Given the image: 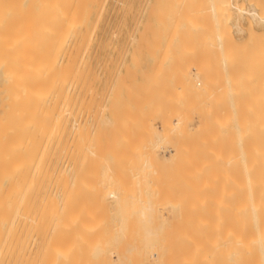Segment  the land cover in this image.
Listing matches in <instances>:
<instances>
[{
  "label": "bare ground",
  "instance_id": "6f19581e",
  "mask_svg": "<svg viewBox=\"0 0 264 264\" xmlns=\"http://www.w3.org/2000/svg\"><path fill=\"white\" fill-rule=\"evenodd\" d=\"M3 1L8 2L10 0H0V17H1L0 23H3L4 21L8 22V20L11 21V18H10L11 14L8 15L9 16L8 18L6 17L5 13L2 14V12L5 10V9H3L4 4L6 3V2L4 3ZM195 1L196 0H194V1L190 0V3L188 5L191 6L190 4L193 3L194 8H193V6H191V8H189L190 10L188 11V9H186L183 5L186 2L185 6L188 7L187 2H189V0H185V2L183 4H182V2L180 3L178 0L177 3L179 5V7L181 4L184 7L181 9V7H182L181 6L179 12H181L182 13L181 15H183V9H186L187 10L186 13L188 12V18L191 20L193 19V17L196 18L197 16L201 15V13H204L207 18H210L213 20V22H212V20H210L212 23L209 21V24L211 23L213 26L215 23L214 27H216V28L214 29L212 27V29H214V31L216 30V33H215L216 37L213 41V44H211L212 46L209 45L208 46L209 48L205 47V49L207 51V49H210V46H211V49H210V52L212 53L211 55H213L214 53L218 54L217 55L218 59L213 55V57H215L214 59H216L217 61L219 60L218 62L220 63V64L218 63V65H215L214 69H218L220 75L226 73L223 71V69L224 70L228 69L229 67H231L230 65H232L231 70L233 71V69H234V71L236 73V75H234L235 78H234V76H232V72L230 70H229V72L231 74V78L233 77L234 79H237L236 80L237 83L235 82V84H237V88L234 91H232V94H231L230 100H232V101L230 103H232V104L228 103V105H227L228 99H226V97L228 95H227V91L225 92L226 87L224 88V86H228V85H225L224 81H222L225 78L224 77L225 75L222 76L224 78L221 77L222 80L217 78L219 76L215 77V74H214L215 71L213 69H211V67H210L211 65L209 66L210 67L209 71L212 70L214 73L213 74L208 73L207 72L208 71V68H207L208 65L207 66L205 65L206 66L205 68H207V69H205L206 71L203 70L204 72H206L204 74V72H202V69L200 68V66H201L200 63L198 62L199 66L195 65L196 67L199 68V70L196 74H197V76L203 77V79H199V78H195V77L191 79V77L190 78L188 77L187 80L183 81L184 83H182V84L180 83L181 84L180 96L183 97V101H185V103L187 104V102L188 101L190 102V100H191V99H189L186 102V100L184 99V95L187 98H196L197 101L193 100L194 102L190 103L192 105H190V104L185 105V103L184 104L178 103L176 108H178L179 105H180V107L176 111L172 110L173 111L172 115L174 114L175 116H173L172 118L169 117L170 119L167 118L168 120L163 119L161 121L162 122L160 125L161 127H157V126L156 127L161 128V129H169L168 134H171L172 132H174V133L180 132L181 130L184 129V127H187V124L189 125V123L187 122L188 120H186L187 114H189V113L185 114L186 111L197 114L200 117V119H202L203 117H204L203 119H205V117H207V116L209 117L208 119H210L211 118L210 115L212 116V118L214 115V117H215L214 119L218 120L219 118L218 119L216 118L218 116L213 114V111H212L213 106L210 102V100L212 101V99H215L218 101L217 105H219L216 107H219L220 109L224 110L223 107H225L226 105L228 106V108L226 106L225 109L227 108L226 110L228 111L230 116L234 115L235 121H236V127L238 128L237 130L239 131V133H241L242 128L246 129V126L241 128V124H242L241 119L243 120V118H245V115L247 113H248L249 117L251 115L249 122H248L249 124L247 123V126L249 125L250 128L248 129L247 132L243 131L245 134H250V141H248V139H247L248 137L244 136V134H243L244 139L243 140L241 139L242 140L241 145L243 146V149H245V151L243 153L241 152L242 154L238 151V153H240V155L238 153L236 154V156H235L237 158V161L235 162L236 165L233 164V162H234V161H232L233 158L231 160V163L235 167H237L235 172H233L235 170V167H233V165L231 163H230V165L228 164V167L232 166V168L230 170L234 173V176H233V178H231L232 177L231 175H233V174H232V172L231 173L229 172L231 175L230 176L228 175V177H230L229 178L230 180L227 181V184L229 183L230 185L235 187L234 189L231 190V193H230L231 195L229 194L227 196V197H230V198L226 199V200H229V202L226 203L225 202L226 200L224 198L223 199L225 201L222 199H220V201L219 200L215 201V199H217V198L219 199V197L213 198V203L211 204V208L209 210L213 214H215V213L217 214L216 217H215V215L213 216L217 220V221L213 220L214 222L216 221V224L213 223L211 227L201 229V230H203L202 232L201 231L194 232V234L195 233L199 234L201 232V234L196 239H195L196 236L194 237L192 234L189 235L188 233H186L187 235H185L184 238L182 236V238L185 239L184 244L181 245L182 247L181 246L177 247V245H175V247H177L178 249L181 248L180 252H179V258L178 257L177 258L176 257L167 258V256L165 254L169 250L168 251L163 250V251H154L151 254V256L149 257V260H150V262H152L154 264H264V141H263L264 138H260V140L259 139L257 140L255 135H254L255 134V129H254L255 125L257 124L258 121L261 120L260 118L264 117V116L261 117V115H264V114H261L262 110H264V106H263L264 105V97H262L263 95H261V93L258 95V96L261 95L260 97L256 96V98H257L256 100L259 101L260 103L256 102L257 104L256 103H253L252 105L250 104L251 106L249 107V109H248L246 104L243 105V103L241 102L243 100H246L248 97L253 96V97H251L252 98L251 100H253L255 97L254 95H251V92H250L251 89H253V87H254L253 84H254L255 79L251 83L252 87L249 85V87L251 88V89H249V87L246 88V85H247V83L249 84V81L251 79L249 78L250 80L248 81L247 78H248V76L249 77H251V76L256 77V74L259 71L262 72V70H264V69H261V68H264L263 67L264 66V46H262V43L264 44V42L261 43V41L258 40V36H259L258 34H257L258 36L256 37V40L255 41L252 40V37H253L252 35L255 36V34L251 35V33H249L250 35H248L249 39L248 38L245 39L244 42L236 41L235 39L232 38L231 33H230L231 32L230 29L232 27L229 28V26H230L229 22L233 17L232 7H236L239 10V12L245 13L248 11L247 9H245V7H243L245 5H243V6H242V4L238 5L231 0H211L210 6L208 3H206V4L204 3L205 8L203 7L202 9H198L199 6L196 8L195 3L198 4V2H200V0H197L196 2ZM250 1L251 0H249V2ZM11 2L12 1H10V4H11ZM13 2L17 3V1H13ZM13 2H12V4H13ZM148 2H149V0H148ZM166 2L167 1L165 0L164 3H166ZM174 2H175V0H174ZM207 2H209V1H207ZM41 3H43L45 11H46L45 19H43V20H45L46 30L43 27V29H44V32H43L44 33V40H41L42 41V42H40L41 44L38 42L40 44L38 46H40V47L37 48L36 47L37 45H34V46L31 45L30 46V47L34 48L32 50L30 49L31 52L37 48L36 49V52H37L36 59L34 61V64L32 63L34 65V67H32L31 62L27 63V67H25L26 64L19 65L18 64L19 62L16 63L17 60H14V59L8 60L9 58L2 59V56L0 57V264H71L72 261H74L73 264H95V263H90V262L88 263V261H91V260H86V258L83 259V257H81V256L85 257V254L87 256V252H89V248H94L93 254H95L97 256V257L95 256L96 258L90 257V259H92V260L93 259L100 260L103 258H110V260L113 261L114 264H122L123 256L126 255L125 252L130 251L136 247H142L143 244H145L142 242V240L149 239L148 237L151 235V233L153 231V227L152 228L150 227L151 228L150 231L152 230L151 232L148 230L149 229L148 227H147V229L145 228L147 231H149L148 234H146L144 236H138L137 235L136 237L131 238V236L128 233L129 232L128 230L131 227L129 225V222H128L130 220V218H128V221H127V219L122 218L121 221H118L115 224H111V225L107 226V229H106L107 232L105 231V233H102V234H100L98 232L99 234H97V235L95 234V232H96V230L101 231V228H103L101 225L103 223H101V225H98L100 227L94 226L93 224H91L94 226V227L92 226L91 228L94 230V231L93 230L92 231L95 234V235H92L93 232L92 233L89 232V230L91 228L88 227V229H87L88 225L87 226L85 225L86 228H84V225L82 224L83 226L80 227V229L78 227L79 225L76 226L77 223H75V222L79 223L81 220L79 214L75 217L76 220L74 218L75 208H78V207H75L76 199L80 200L82 197H83L82 199H84V196L87 195L89 192L91 193L92 190H93V192H92L91 197L93 196V194H95V196H97L95 198H98V196H99V195H97L98 192H96V191L94 192L95 188L90 189L91 191H87V193L83 196V194L86 192V191L84 192V190H88L87 189L88 187H85L86 183H87V179H88L87 178L88 176L86 177L87 172L85 170L87 169L89 155L96 159L95 164L97 165V167L99 168V171H100L99 179H97V177H96V179L99 180L98 183H100L99 187H100V185H103V184L113 185L114 188L111 187L112 189H110L108 191V196L114 198L116 200V202L119 201L118 203H119L120 207H122V203H123L122 201L129 199V197H131V196L140 197V200L143 199V196H140V193L149 189L146 183L151 181L149 173L147 171H145L147 167L152 166V162L149 161V159L147 157L140 161L137 168H134L133 170H131L130 176L128 174H127L128 176H120L119 169H118L119 168V164H118L119 161L117 162L114 158H112L110 156V152L112 150H115L116 145H114V146L112 145L111 146L112 148L110 147V149L109 148L105 149V146L107 143L104 144V140L102 138V135L100 134L101 132L99 133L97 131L99 129V126H100V123H99L100 120H99V118L94 117V114L92 113L93 111H92L91 104L94 103L93 105L96 107L94 109H100L101 105H103L101 102L102 100L100 101V99L98 98V95L100 96V94L98 93L99 90L96 88L97 86L94 87L96 94L94 92H93L94 94H92L91 93V91H92L91 86L93 85L92 82H94V81H92V80H91L92 82L90 81L91 82V86H90V84H89L90 79L88 80V76H90L89 70L91 68V65H90L91 59L90 58L92 56H95V55H97L96 57H98L100 50H101L100 49L101 40L99 39V37L97 35V31H98L101 16H102L103 0H45V2H44V0H42ZM8 4L9 3H7V6H8L7 9L11 8V7H9ZM262 4L263 3L260 4L261 7H262ZM21 5L22 4H20V6ZM151 6H153V5H151ZM206 6H207V8H206ZM21 7H20V9H21ZM124 7H125V5H124ZM156 7H158V6H156ZM165 7L163 6V8H165ZM15 8H16V6H15ZM141 8H142V6H141ZM167 8L170 10V7L168 6V4H167ZM255 8H254V10L250 11L252 16L255 19L260 17L262 20H264V16H261L262 15L261 13H260L261 15L259 14V12L263 11L264 9L263 10L259 9L260 11L258 12L255 10ZM41 9L44 10L43 6L41 7ZM172 9H173V7H172ZM1 10H2V12H1ZM6 10H5V12H6ZM161 10L162 9H159V10H157V12H155L156 13L155 15L158 17V19H159V16L157 15V13H159L158 11H160V13L163 12L162 14L165 13V11H164L165 9L162 11ZM20 11L21 10H19L16 13V15L18 14L17 18H18V16H20L22 14L18 19H20V18L23 19L24 14H25L24 19H25L26 14H28L26 12H29L30 15H33L32 13H30L29 10L26 11V6H25L26 12H24V9L21 12ZM123 11H125V10H123ZM175 11H176V9H175ZM9 12L13 13L11 11H9ZM14 12H16V11H14ZM171 13H176V12L172 11ZM40 14H42L41 18H44L43 17L44 12H40ZM179 14H178V17H179ZM204 14H202V15H204ZM3 15L6 18L3 17L4 19H2ZM16 15H15V13L12 14L13 18H15ZM161 16H163V15H161ZM174 16H176V15H174ZM28 17L32 18L33 16L28 15ZM6 19H8V20H6ZM18 19H17V21H18ZM35 19H36V17H35ZM196 19H198V18H196ZM13 20H15V19H12V21ZM17 21H16V23H17ZM20 21H21V19H20ZM193 21L195 22L194 19H193ZM202 21H203V19H202ZM21 22H23V20ZM42 22L44 23V21H42ZM165 22H167V21H165ZM175 22H180V21L178 20ZM204 22L205 23H203V24L206 25V21H204ZM27 23H30V22H27ZM33 23H35V22H33ZM39 23H41V22H39ZM187 23H188V21H187ZM146 24H147V22H145V25ZM148 24H149V22H148ZM165 24H167V23H165ZM175 24L176 23H174V25ZM177 24H179V23H177ZM211 24L208 26V28L211 26ZM16 25H18V24H16ZM160 25H158V26H160ZM162 25L164 26L163 23H162ZM0 26H1V24H0ZM5 26H6V24H5ZM5 26H3L2 28L5 29L6 28ZM27 26H29V24ZM11 27H12V25H11ZM20 27L23 28L22 26H20ZM31 27H33V26H31ZM39 27H41V26H39ZM205 27H202V28H204L203 30L201 28L199 29V31H201L200 34H202L205 31ZM27 28H29V27H27ZM33 28H36V27H33ZM188 28H190V27H186L187 32H188V30H187ZM38 29H40V28H37L36 30H38ZM41 29H42V27H41ZM158 29H160V27H158ZM158 29L155 28V30H158ZM5 30H8V29H5ZM5 30H4V32H5ZM133 30H134V27H133ZM165 30H166V28H165ZM174 30H171V32L172 31L174 32ZM191 30L193 31V29H191ZM206 30L208 31L207 27H206ZM16 31H17V29H16ZM20 31H21V29H20ZM166 31H168V30H166ZM181 31L182 30H180V32ZM184 31H182L183 35L188 34V33H184ZM192 31H189V32L191 33ZM197 31L198 30H196L195 32L198 33L199 31L198 32ZM207 31H205V34ZM250 31L253 32V29H250ZM263 31H261L262 34H264ZM18 32H16V33H18ZM38 32H39V30H38ZM10 33H12V32H10ZM27 33H28V31H27ZM34 33H35L34 35H36L37 32H34ZM141 33H144L143 34V41L147 40V42H148V37H147L148 36L147 34L149 33L148 26L145 28V32L141 31ZM141 33H139L140 36H141ZM212 33H213V31H212ZM5 34H6V32H5ZM31 34H33V33H31ZM153 34H155V32ZM193 34H195V33H193ZM7 35H8V33H7ZM156 35L157 34H155L154 37ZM197 35L199 36V34H197ZM203 36H204V34H203ZM0 37H1V35H0ZM2 37H4V35ZM26 37H27L28 42H29L31 38H28L27 35H25V37H24L25 40H24V38H22L23 40L21 38H19V42L23 41L22 44L26 45V43H27ZM36 37H37V35H36ZM157 37H158V35H157ZM188 37L191 39L192 35H190ZM204 37L208 38L207 35ZM34 38L35 37H33V39ZM263 38H264V35L262 36V39ZM138 39H140V38H138ZM168 39H170V38H168ZM187 39H186V41H187ZM192 39H194V38H192ZM253 39H255V38H253ZM6 40H5V42H6ZM180 40H182V39H180ZM202 40H203V38H202ZM210 40H211V38H210ZM210 40H206V42L207 41L209 42ZM31 42H33V41H30L29 43L31 44ZM110 42H111V40H110ZM130 42H131V40H130ZM158 42H160V41H158ZM158 42H157L158 45H155V42H153L154 43L153 45L158 47L160 45ZM204 42H205V40H204ZM204 42L202 41L200 44H204ZM206 42H205V44L207 46V44H209V43L208 42L206 43ZM16 43L18 44V42H16ZM29 43H27V44H29ZM95 43L97 44V47H98L96 49L93 48V45ZM177 43L181 44L180 48H183L185 46V45L184 46L182 45L183 42L180 43V42L176 41V44ZM7 44H9V46H10V43H8V42L5 44V46ZM32 44H35V43L33 42ZM108 44H109V42H108ZM165 45L167 46V41H166ZM9 46H7V48L5 47L7 49V51L10 48L12 49V47H13L14 51L17 50L14 48L15 45L12 47L11 46L9 47ZM155 46H154V48H155ZM21 47H20V49L23 48V47L22 48ZM108 47H110V45ZM200 47L201 46L196 47V48L200 49ZM247 47H249V50ZM0 48H3V46H0ZM150 48H151V44H150ZM175 48H176V46H175ZM137 49H135V50L137 51ZM140 49H142V46ZM172 49H173V47H172ZM189 49H190V47H189ZM2 50H3V52L6 51L4 49H2ZM160 50H162V48ZM203 50H201V52ZM166 51H165V53H166ZM189 51H188V53H189ZM206 51L204 52L205 55H206ZM139 52L141 53L140 50H139ZM150 53L152 54V52H150ZM165 53H164V55H165ZM7 54L8 53L6 52V55ZM134 54H135V52H134ZM161 54H162V52H161ZM189 54H191V52ZM205 55L203 56V58H205ZM211 55H209V56L211 57ZM25 56H26V53H25ZM152 56H153V54H152ZM178 56L180 57V54ZM178 56H176V57H178ZM3 57L5 58L6 56L4 55ZM134 57L136 58L137 56H134ZM25 58H27V57H25ZM188 58L189 57H187V60H188ZM199 58L196 60L198 61ZM31 59H33V58H31ZM113 59H114V57H113ZM155 59L159 60V58H157V57ZM28 60H29V57H28ZM172 60L175 61L176 58L172 59ZM182 60H183V58H182ZM201 60H202V58H201ZM24 61H26V59ZM197 61H196V64H197ZM214 62L217 64V62L215 60H214ZM215 63H213L212 65L214 66ZM170 64H173V63H170ZM183 65H185V64H183ZM250 65H252V66L250 67ZM18 66H20L19 69L21 68V71L19 73L16 72V69L18 68ZM160 66H161V64H160ZM216 66H218L219 68ZM128 67H126V68H128ZM252 67H253V69H252ZM26 68H27V70H26ZM134 68H132V69L129 68V69L133 70ZM170 68H172V67H169V69ZM256 68H258L260 70L257 71ZM154 69H155V66H154ZM164 69L169 70L167 67H164ZM92 70H93V67H92ZM189 70H191L190 67L188 68L187 71H189ZM236 70H238L239 72L241 71V73H242L241 78H239V76L237 77V75H240L241 73L237 74L238 71H236ZM134 71L136 72L137 70L134 69ZM220 71H222V74ZM253 71H255L256 73L255 72L253 73ZM98 72H99V70H98ZM142 72H140V73L142 74ZM229 72H227V73H229ZM246 72L250 75L246 74ZM261 72H259V73L262 74ZM155 73L157 75L156 71H155ZM155 73H153L152 75H154ZM190 73H191V71H190ZM202 73H203V75H202ZM160 74L161 73H158V75H160ZM260 74H259V76H260ZM150 75H148V76H150ZM156 75H155V77H158ZM245 75H246V78H245ZM164 76L162 74L161 80H163ZM259 76L257 78H259ZM263 76H264V74H263ZM94 77H95V75H94ZM174 77H175V75H174ZM238 78L240 80H238ZM153 79L154 78H152V77L150 78V80H152V84L153 83L155 84L156 81L158 82L157 79H156V81H153ZM161 80H159V81H161ZM227 81H228V79H227ZM261 81H264V80L261 79ZM161 82L164 83V86L166 85L164 81H161ZM177 82H179V81H177ZM257 82H258V79H257L256 83L254 84L256 87H258L260 85V82L258 83L259 85L257 84ZM118 83H120V82H118ZM241 83H243V85L246 83L245 88L248 89L250 92V94H247L248 91L247 90L245 91V93L248 95V97L244 93L245 89H243V87H242L243 85H241L242 90H243V91H241V87L239 85ZM159 84L160 83L158 82V85ZM158 85H155V86H158ZM187 85L191 88L188 91H186ZM230 85H233V83ZM263 85H264V83H263ZM263 85L261 87H258L261 90V92H262V90L264 91V89H262V88H264ZM169 86H171V85L169 84ZM89 87H91L90 90H89ZM177 87L178 86H176L175 88H177ZM255 88H254V90H252V91H254V93L256 92ZM178 89H179V87H178ZM179 91H180V89H179ZM142 92H144V90ZM89 93H91L92 95H90ZM100 93H101V91H100ZM194 94H196L197 96ZM224 94L226 97L224 96ZM130 95H132V94H130ZM243 95H244V97H243ZM223 96L225 97L224 99H226L227 101L221 100ZM135 98H137V97H135ZM208 98H209V101L207 103L211 104V106L208 108H205V106H204V109H202L200 104L203 101H207ZM229 98H230V96H229ZM242 98H243V100H241ZM258 98H259V100H258ZM125 100L126 99H124L123 101H125ZM171 100L172 101L173 100L178 101L177 98L176 99L173 98ZM99 101L101 102V104ZM219 101L220 102L222 101V103L219 104ZM255 101L253 100V102H255ZM246 102L248 103L249 99ZM150 103H152V102H150ZM251 103H252V101H251ZM261 103H262V105H261ZM254 104H255V106H253ZM170 105H172V104H170ZM104 107H106V106H104ZM167 107H165L164 109H166ZM171 107L172 106H170V108ZM206 107H207V105H206ZM102 108H103V106H102ZM145 108L147 109V106ZM219 108H217V109L220 110ZM157 109H159V107ZM214 109H215V107H214ZM217 109H215V110H217ZM203 110H205V111H203ZM222 110H220L219 112L223 113ZM247 110L249 112H246ZM98 111H100V110H98ZM98 111L97 112L95 111V113L98 114L99 113ZM134 111H136V110H134ZM159 111H160V109H159ZM159 111H157V113ZM102 112H103V110H102ZM161 113H158L159 116ZM168 113L171 114V112H169V111H168ZM263 113H264V111H263ZM92 114H93V116H92ZM222 116H224V114ZM222 116H219V117L222 118ZM91 117H92V120L94 119L93 121H96L95 122L96 125H94L93 122L91 121ZM155 118H157V117H154V120H155ZM224 118H225V116H224ZM224 118H222V119H224ZM208 119H206V121ZM226 119H228V116L226 117ZM219 120H218L219 122L222 121L221 119H219ZM263 120H264V118H263ZM201 121H204V120H201ZM218 121H216V123ZM228 121L233 123L232 120H228ZM91 122H92V125L95 126V127L92 126V127H94L93 130L89 129V125H90L89 123H91ZM155 122H156V120H155ZM206 123H208V121ZM221 123L223 124V122H221ZM217 125H219V124H217ZM243 125H245V124L243 123ZM191 127H192V125H191ZM102 128L103 127H101L100 129L102 130ZM221 128H224V127H221ZM90 133H91V139H90V141H88L89 140L88 137H89ZM236 133H238V132H236ZM85 134H87V137L85 136ZM105 135H107V134H105ZM106 140H105V142H106ZM255 140L257 141V144L250 147L251 148L250 153L246 152V149L249 146V143L254 144V143H256ZM261 140L263 142L262 143L263 145L261 144ZM258 141L260 142L259 145H258V143H259ZM110 143L111 142H109V144ZM164 149H166V147ZM176 149H177V147H175V145L173 144L172 153H170V155H169L170 157L175 156V154L173 152ZM105 150L107 151V153ZM163 155H165L166 158L168 157V156H166L165 153L162 154L161 156H163ZM230 157H233V156L230 155ZM162 159H164V158H162ZM240 159H242V161ZM194 161H195V159H194ZM198 164H201V162ZM239 164L241 165V168H239L240 167ZM203 165H204V163H203ZM205 165L207 166L210 164H205ZM190 166H192V165H190ZM206 166L203 167L201 165V167H203L205 169L209 168V169H207V171L206 170L203 171V169L199 168L201 170L199 172L198 169L197 170L194 169L198 173L193 174V175H196L199 178L198 179V178L194 177V179H198L201 182L202 177L205 178L207 176V179L209 178V176L215 177V175H212V172L210 171L211 167L210 166L206 167ZM192 168H193V166H192ZM195 168H196V166H195ZM81 169H83V172H86L84 175H79V172ZM208 170H209V172H211V174H209ZM215 170H216V172L218 171L217 169H215ZM215 170H214V172H215ZM74 171L77 173L73 175ZM191 171H193V170H191ZM194 172L195 171H193L192 173H194ZM187 173L188 174H186V176L189 175L191 177L192 173L191 172L190 173L187 172ZM219 173L220 172H217L216 174L218 176H221L222 174H219ZM123 174H125V173H123ZM200 174H202L203 176L199 177ZM221 177H223V175ZM224 178H227V177H224ZM128 179L135 186L139 187L137 189L138 194L133 193L131 190H129L128 187L125 186ZM210 179L207 180V182L203 181L204 183L208 184V185L207 184H205V185L209 186V187H205V190L207 188H209V189L213 188L212 190L215 191V188H216L215 185L222 186V185L217 184L218 179L216 180V177H215L214 179H212V181L213 182L217 181V182L214 184L213 187H210V185H209L210 183H208L211 181ZM232 179H233L234 183H233V181H231ZM204 180H206V179H204ZM226 180L227 179H225V181ZM186 181L187 180H185V183H186ZM189 182H190V180H189ZM213 182H211V183H213ZM187 183H188V181H187ZM201 183H199V184H201ZM129 184H131V183H129ZM227 184L225 187L223 186V189L227 188ZM75 185H77V186H75ZM189 185L191 186V183ZM192 185H194V183ZM202 185H203V183H202ZM230 185L226 189V191L228 189L232 188V186H230ZM204 186H202V188ZM194 187H195V185H194ZM81 188H83L82 190L84 193L81 191ZM219 188H221V187H219ZM101 189H103V188H101ZM181 189L183 190L184 188L181 187ZM199 189H200V187H199ZM223 189H222V191H225ZM95 190H98V188H96ZM202 190H204V189H201V191ZM206 191H208V190H206ZM210 191H208V193ZM218 191H219V189H217L215 191V193H217ZM226 191H225L226 194L222 193V195L226 196L227 193H229L228 191L227 192ZM219 192H218V194H220V197H221V193H219ZM104 193L105 192H103V194ZM201 193H203V192H201ZM205 193H203V194L206 196ZM212 194L214 195V192ZM193 195H195V194H193ZM204 195H203V197H205ZM168 196H169L168 194H165L163 200L161 201L160 209L162 210L161 213H163L164 215H165V213H164L165 211H166V213L167 212L169 213V211H167L168 208H170V205H168L169 201L167 200ZM196 196H197V193H196ZM215 196H216V194H215ZM88 199H89V197H88ZM89 200L91 201V198ZM98 200H101V199H98ZM109 200H110V198H109ZM102 202L103 201H101V203ZM107 202H108V200H107ZM99 204H100V202H99ZM101 205H103V206H101ZM101 205H100L101 207L105 206V204H103V203ZM143 205H144V207L141 210L143 212V214L141 213V215H143V216H141V218L145 217V215H146L145 213H147L146 209L149 206L148 204H146L144 202H143ZM116 206H117V204H116ZM172 206L174 207L175 205L172 204ZM97 207H96L95 211L99 208L98 211L100 212L102 210V209H100L101 207H98V208ZM86 208H87L86 202L82 201L81 204H79V208H78L79 213H82L81 211L86 210ZM106 209L108 210V208H106ZM121 209L123 212V207ZM86 213L89 216L90 211H89V214H88V212H86ZM83 216H85L84 213H83ZM213 217H212V219H213ZM226 217H228V218H226ZM170 219H171V221H173V218H170ZM149 220H150V218L148 219V221ZM186 220L189 221L190 218H189V220H188V218H186ZM98 221H100V220H98ZM115 221H116V219H115ZM184 221H185V219H184ZM187 221H186V223H188ZM81 222H82V220H81ZM97 222H95L94 224H97ZM83 223H85V222H83ZM76 227L79 229L78 231L76 230L77 229ZM103 229H105V228H103ZM154 231H155V229H154ZM180 231H181V229H180ZM195 231H197V230H195ZM120 233H122V234L120 235ZM154 234H156V231L154 232ZM171 235L174 236L175 234H171ZM157 236H159V234ZM176 236H177L176 238L179 239L178 237H180V234L176 235ZM117 238L118 239L119 238L124 239L126 241L125 244L129 243L127 245V250L120 251V250H114L111 248L112 251L108 252L109 254L107 255L104 253V250L100 251L97 248L99 244L104 245L103 243H107L110 240H112V239L115 240ZM132 239H134V242L139 241V243L132 242ZM183 239H182V241H184ZM155 243L158 244L157 242H155ZM162 244H164V243H162ZM179 244H182V243H179ZM165 248H166V246H165ZM173 248H171V250ZM166 249H168V248H166ZM168 253H170V252H168ZM218 254H219V256H218ZM89 255H91V254H89ZM169 256H171V255H169ZM141 264H146V263L143 261Z\"/></svg>",
  "mask_w": 264,
  "mask_h": 264
},
{
  "label": "rangeland",
  "instance_id": "374dc122",
  "mask_svg": "<svg viewBox=\"0 0 264 264\" xmlns=\"http://www.w3.org/2000/svg\"><path fill=\"white\" fill-rule=\"evenodd\" d=\"M10 1H12V2L13 1H17V3L13 2V4H12V2H11V4H12L11 5ZM10 1H8V2L3 1L4 3L6 2L5 3L6 5L4 4L3 9L6 10L8 8L7 3H9L8 5L11 8L6 10L7 13L5 12V10L3 12L1 10V12H2V14L5 13L7 18L9 17L8 15L11 14V16H10L11 21H12V19H15V20H13L11 22L10 20L6 19V20H8V22L4 21L3 23H0L1 24V26H0V28H1L0 29V31H1L0 32V35H1V37H0V46H3V48H0V51H1L0 52L1 53L0 57L2 56V59L9 58L8 60H13V59L17 60L16 63L19 62L18 63L19 65L26 64L25 67H27V63L31 62L32 67H34L33 64H34V61L36 59V54H37L36 49L40 47L38 45L41 44L40 43V42H42L41 40H44V33H43L44 29H43V27L46 30L45 20H43V19H45V15H46V11H45L44 5H43V3H41L42 0H10ZM166 1H167L166 3L168 4V6L170 7V10L167 8V4L164 3L165 0H160V1L159 0H149V2H148V0H128V1L127 0H103L102 16H101L100 25H99V28H98V31H97V35H98L99 39L101 40V44H102V45L100 44V49L101 50H100V53H99L98 57H96L97 55H95V56H92L90 58L91 59L90 60L91 68L89 70L90 76H88V80L90 79L89 82L91 80L94 81V82L91 81L92 84H93L92 86H91V82L89 83L90 86L92 87V88L89 87V90L91 88V90H92L91 93L94 94L96 92L94 87L97 86L96 88L99 90L98 93L100 94V96L98 95V98L100 99V101L102 100L101 102L103 104V105H101L100 109H94V108H96L93 105L94 103L91 104L92 111H93L92 113L94 114V117H97L100 120V122H99L100 126H99V129L97 131L99 133L101 132L100 134L102 135V138L104 140V144L107 143L106 146L104 145L105 149H108V148L110 149V147L112 145L113 146L116 145L115 146V150H112L113 152L112 151L110 152V156L112 158H114L117 162L119 161L118 162V164H119V168L118 169H119L120 176H128V175L130 176L131 170H133L134 168H137L138 164L140 163V161L142 159L146 158V157L149 159V161L152 162V166L147 167L146 170H145V171H147L149 173L150 178H151V181L146 183L149 189L144 191V192H142V193H140V196H143V199H141V200H140V197L131 196V197H129V199H127L125 201H122L123 202L122 203L123 212H122V209H121L122 207H120V205L118 203L119 201L116 202V200L114 198L108 196V191L110 189L114 188V186L110 185V184L109 185L108 184H103V185H100V187H99L100 183H98L99 180H97V179H99L100 171H99V168L97 167V165L95 164L96 163V159L94 157H91L90 155L88 157V165H87V169L85 170L87 173L83 172V169H81L80 172H79V175H84L86 173V177L88 176L87 178L89 179V180L87 179V183H86V186H85V187H88L87 188L88 190H84V192L86 191L84 193L83 190H82L84 187L81 188V191L84 193L83 196L87 193V191H91L90 189H92V188L93 189L94 188L95 189L98 188V190L94 189V192L95 191L98 192L97 195H99L98 198H95V197H97V196H95V194H93V196L91 197L92 192H93V190H92L91 193L89 192L87 195L84 196V199H82L83 197L80 200L76 199L75 207L79 208V204H81L82 201H85L86 204H87L86 210L81 211L82 213H79L78 208H75L74 218L79 214L80 218L82 220V222L80 220L79 223L75 222V223H77V225L75 224L76 226L79 225L78 226L79 229L83 225H84V228H86L85 225L86 226L88 225L87 226V229H88V227L91 228L93 225L94 226H98V225H101V223H103L101 226L103 228H105V229L101 228V231L100 230H98V231L96 230V232H95L96 235L99 234V233L102 234V233H105V231L107 229V226H109L111 224H115L118 221H121L122 218L123 219L124 218L127 219V221H128V218H130V220L128 222H129V225L131 227L129 226L130 229L128 230L129 231L128 233L131 236V238L132 237H136L137 235L138 236H144V235L148 234L152 227H153V231H154V229L156 231V234H154L155 231L153 232L151 230L152 233L148 237L149 239L142 240V242L145 243V244H143L142 247H136V248H133L130 251H126L125 252L126 255L123 256L122 264H141L143 261L146 264H154V263L150 262L149 257L151 256V254L154 251H163V250H165V251L169 250L168 252L171 253L170 254V253L166 252L165 255L167 256V258H173V257H176V258L178 257L179 258V252H180L181 248L178 249L177 247H180L181 245L184 244L185 239H183V238L185 237V235H187L186 233H188L189 235L192 234L194 237L196 236L195 237V239H196V238H198V236L203 231L201 229H204V228H207V227H211L213 223L216 224L217 220L215 219V217L217 216V214L215 212H214L215 214H213L209 210L211 208V204L213 203V198L219 197V199L217 198V199H215V201H217V200L220 201V199H222V200L225 199L226 200L227 198H230V197H227V196L231 193V190L234 189L235 187H233L229 183L227 184V181L230 180L229 179L230 177H228V175L230 176L231 175L230 173L232 172L230 170L232 168V166L228 167V164L230 165L231 160L233 158V160H232V161H234L233 164L236 165L235 164V162L237 161V158L235 157L236 154L238 153V151L240 153L241 152L243 153L245 151V149H243V146L241 145L242 144V140L244 139V136L248 137L247 139H248V141H250V134H245L244 132H247L248 129L250 128L249 125L247 126V123L249 122V119H250L251 115L249 117V115L247 113L245 115V118H243V120L241 119V123H242L241 124V128L246 126V129L242 128L241 133H239V131L237 130L238 128L236 127V121H235L234 115L230 116L228 111L226 110L228 108V106H227L228 103L232 104V103H230L232 101L230 99H231L232 91H234L237 88V84H235V82L237 83V81H236L237 79H234L235 78L234 75H236V73H235L234 69H233V71L231 70L232 69V65H230L231 66V67H229L230 69L229 68L225 69V70L223 69V71L227 73L230 70L232 72V76H234V78L233 77L231 78L230 72L227 73L228 74L227 75L226 73L222 74V71H220L221 74H222V75H220L218 69H214L215 65H218V63H219L218 62L219 60L217 61L216 59H214L215 57L218 59V56H217L218 54L214 53L213 55L215 57H213V55H211L212 53L210 52V49H211V46H212L211 44H213V41H214V39L216 37V35H215L216 30L214 31V29L216 28V27H214L215 23L212 26L211 23L213 22V20L210 19V18H207L204 13H201V15L197 16L196 18H198V19L193 17L195 22L193 21V19L192 20L189 19L188 18V12L186 13V11H187L186 9H188V11H189L190 10L189 8H191V6H193V8H194V5H193L192 2H191L192 4H190L191 6L188 5L190 3V0H189V2H187L188 7L185 6L186 5L185 4L186 3L185 0H181V1L179 0V2L180 3L182 2V4L185 2L183 6L186 9H183V15H181L182 13L179 12L180 11V7L182 6V4L179 7V5L177 3L178 0H175V2H174V0H166ZM207 1H209V2H207ZM231 1L235 2L238 5H241V4H242V6L245 5L243 7H245V9L248 10L245 13H241V12H239V10L236 7H232L233 17H232V19L229 22V25H230L229 28L232 27L230 29V31H231L230 33H231L232 38L235 39L236 41L244 42L245 39L248 38V35H250L249 33H251V35L255 34V36L252 35L253 36L252 40L255 41L256 37L259 35L258 36V40L261 41V43L264 42V38L262 39V36L264 34H262V32H261V31L264 30V20H262L260 17L255 19L252 16L251 12H250L251 10H254L255 7H256L255 10L258 11V12L260 10H263L264 9V0H253V1L251 0L250 2L251 3L253 2L252 4L249 2V0H245V1L244 0H231ZM44 2H45V0H44ZM19 3L22 4L21 5L22 7L20 6ZM204 3L205 4L208 3L209 6H210L211 5V0H204V1L200 0V2H198V4L195 3V7L197 8L199 6L198 9H202L204 7ZM261 3H263L262 7L260 5ZM14 5L16 6V8H15ZM124 5H125V7H124ZM151 5H153V6H151ZM162 5L164 7L165 6L166 7L163 8ZM25 6H26V11L29 10L30 13H32L33 15H30L29 12L25 11ZM42 6H43L44 10L41 9ZM141 6H142V8H141ZM156 6H158V7H156ZM183 6L181 7V9L184 8ZM207 6H206V8H207ZM20 7H21V9H20ZM172 7H173V9H172ZM23 9H24V12L28 13V14H26V18L25 19H24V15L25 14L23 15V19L20 18L21 21L22 20H23V22L25 21L24 23L21 22L20 19H18L22 14L20 16H18V18H17L18 14L16 15V13L19 10L22 11ZM159 9H162V10L165 9L164 10L165 11L164 14H162L163 12L160 13V11H158L159 13H157V15L159 16L160 20L155 15L156 14L155 12H157V10H159ZM175 9H176V11H175ZM13 10L16 11V12H14ZM123 10H125V11H123ZM9 11H11L13 13H10ZM170 11L171 12L174 11L176 13H171ZM40 12H44V14H43L44 18H41L42 14H40ZM14 13L16 15L15 18H13L14 15L12 16V14H14ZM160 14L163 15V16H161ZM178 14H179V17H178ZM202 14H204L205 16L202 15ZM259 14L261 16H264V10L260 11ZM4 15L2 16V19L6 18V17H4ZM28 15L29 16H33V17L32 18L28 17ZM174 15H176V16H174ZM35 17H36L37 20L35 19ZM160 17L161 18L163 17V18L161 19ZM16 18L18 19V21H17ZM40 19L42 21H44V23ZM177 19L180 22H175V21H178ZM202 19H203V21H202ZM210 20H212V22ZM16 21H17V23H16ZM165 21H167V22H165ZM187 21H188V23H187ZM204 21H206V25L203 24V23H205ZM209 21L211 22L210 23L211 26L209 27L210 29L208 28V26L210 25ZM27 22H30V23H27ZM33 22H35V23H33ZM39 22H41V23H39ZM145 22H147L146 25H145ZM148 22H149V24H148ZM15 23L18 24V25H16ZM162 23L164 24L165 27L162 25ZM165 23H167V24H165ZM174 23H176V24L174 25ZM177 23H179V24H177ZM5 24H6V26H5ZM28 24H29V26H27ZM11 25H12V27H11ZM30 25L33 26V27H36V28H33ZM158 25H160V26H158ZM249 25L250 26L252 25V26L250 27ZM3 26H5L6 27L5 29H8V30H5L4 28H2ZM20 26H22L23 28H21ZM39 26H41L42 29ZM147 26L149 28V33L147 34L148 35L147 36L148 37V42H147V40L143 41V34L144 33H141V31L145 32V28ZM153 26L156 29H158V27H160V29H158L159 31L155 30V28ZM205 26L207 27L208 31L206 30ZM27 27H29V28H27ZM133 27H134V30H133ZM186 27H190V28L187 29L188 32L186 31ZM202 27H205V31H207L206 34H205V31L202 34H200L201 31H199V29L200 28L202 30L204 29ZM212 27L214 29H212ZM37 28H40V29H38L39 32H38V30H36ZM165 28L168 31H166ZM3 29L5 30L6 34H5ZM16 29H17V31H16ZM20 29H21V31H20ZM191 29H193V31ZM195 29L198 30L199 32L197 31L198 33H196ZM250 29H253L254 33L252 31H250ZM171 30H174V32L173 31L171 32ZM180 30H182V31H184V33H188V34L183 35V32L182 31L180 32ZM27 31H28V33H27ZM189 31H192L191 32L192 34ZM212 31H213V33H212ZM10 32H12V33H10ZM16 32H18V33H16ZM34 32L38 33V34L36 33L37 37H36V35H34L35 34ZM154 32H155V34L158 35V37H157V35L155 36L156 38L154 37V35H155V34H153ZM7 33H8V35H7ZM31 33H33V34H31ZM139 33H141L142 37L140 36ZM193 33H195V34H193ZM197 34H199V36ZM203 34H204V36L207 35L208 38H205L203 36ZM3 35H4V37H2ZM25 35H27L28 38H31L30 41H33L35 44H32L33 42H31V44H30L29 43L30 41L28 42L27 37H26V40H27V43H29V44H27L25 42L26 45H24V44H22L23 41L19 42V38L22 39V38L25 37ZM187 35L188 36L192 35L191 39ZM33 37H35V38L33 39ZM201 37L203 38V40H202ZM138 38H140V39H138ZM168 38H170V39H168ZM192 38H194V39H192ZM210 38H211V40H210ZM253 38H255V39H253ZM4 39L5 40L7 39L6 42H5ZM180 39H182V40H180ZM186 39H187V41H186ZM24 40H25V38H24ZM110 40H111V42H110ZM130 40H131V42H130ZM157 40L160 41V42H158ZM204 40H205V42H206V40H210L209 42L207 41L209 43V44H207V46H206ZM166 41H167V46L168 47L165 45ZM176 41L180 42V43L183 42L182 45L183 46L185 45V46L184 47L182 46V47L185 50L183 48H180L181 44H179V43L176 44ZM202 41L204 42V44H200ZM7 42L10 43L11 47L15 45L16 47L14 46V48L17 49V50L14 51L13 47H12V49L10 48L7 51L6 48H7V46H9V44H7L5 46V44ZM16 42H18V44ZM108 42H109V44H108ZM153 42H155V45H158L157 42L160 45L157 47V46L153 45L154 44ZM149 43L151 44V48H150V44ZM31 45H33V46L37 45L36 46L37 48L34 51H32L33 53L31 52V50L34 49V48L30 47ZM109 45H110V47H108ZM209 45H211V46H210V49H207V51H208L207 52L205 47H208ZM21 46L23 48L24 47L25 48L23 49ZM141 46H142V49H140ZM154 46H155V48H154ZM175 46H176V48H175ZM199 46H201V47L203 46V47L202 48L200 47V49H197L196 47H199ZM262 46H264L263 43H262ZM20 47L23 50L20 49ZM172 47H173V49H172ZM189 47H190L191 50L189 49ZM93 48L94 49L98 48L96 43L93 45ZM137 48L141 51V53L139 52V50ZM161 48H162V50H160ZM247 48L249 50V47H247ZM2 49L6 50V51L3 52ZM135 49H137V51ZM164 50L166 51V53H165ZM201 50H203V51L201 52ZM188 51H189V53L191 52V54H189ZM205 51H206V55L204 54ZM6 52L8 53L7 55H6ZM24 52L26 53V56H25ZM134 52H135V54H134ZM150 52H152L153 56H152V54ZM161 52H162V54H161ZM164 53H165L166 56L164 55ZM207 53L209 55H211V57ZM179 54H180V57L178 56ZM4 55L6 56L5 58L3 57ZM204 55H205V58H203ZM134 56H137V57L135 58ZM176 56H178V57H176ZM25 57H27V58H25ZM28 57H29V60H28ZM113 57H114V59H113ZM156 57L159 58V60L155 59ZM187 57H189L188 60H187ZM22 58L24 60L26 59V61H24ZM31 58H33V59H31ZM175 58H176V60L173 61L172 59H175ZM182 58H183V60H182ZM198 58H199V60L197 61L196 59H198ZM201 58H202V60H201ZM213 59L217 62V64L214 62ZM196 61H197V64H196ZM198 62L201 65L200 68L202 69V72H204L203 70L208 68L207 72L213 74L214 72L212 70H211L212 72L209 71V69L211 67V69H213L215 71V73H214L215 77H217V76L220 77V78L217 77L218 79L222 80L221 77L225 75L224 76L225 78L222 77L225 80L223 79L222 81H224L225 85H228V86H224V88L226 87L225 92L227 91V95H228L227 96L228 98H227L225 96V94H224L226 99H228V102H227V105H226L227 108L225 109V107H226L225 106V107H223L224 110H222L219 107H216V106H219V105H217L218 104L217 100H215V99H212V101L210 100V102H211V104L213 106V109L215 107V109L219 108L220 110L223 111V113H222V112H219L220 110H218V109L217 110H215V109L213 110L212 109L213 114L218 116L216 118L217 119L218 118L221 119L222 120L221 122H223L224 125L221 122H219L220 121L219 119H218L219 121L214 119L215 117H214L213 114H212L213 118L210 115V117H211L210 119H208L209 118L208 116L205 117V119H203L204 117L203 118L201 117L202 119H200V117L197 114H194V113L186 111L185 114L189 113V114H187V117H186L187 118L186 120H188L187 122L189 123V125L187 124V127H184L185 130L183 129L180 132H176V133L172 132L171 134H168L169 133V129H161V128H157V127H161L160 125H161V123H162L161 121L163 119L168 120L167 118H169V117L172 118L173 116H175L174 114L172 115V112H173L172 110L176 111L180 107V105H179L178 108H176L178 103L179 104L180 103H183V104L185 103V101H183V97L180 96V94H181L180 93L181 92L180 86H181L182 83H184L183 81L187 80L188 77L189 78L191 77V79L194 78V77L195 78H199V79H203V77L197 76V74H196L198 72L199 68L196 67L195 65L199 66ZM212 62L215 63L214 66L212 65L213 64ZM159 63L161 64V66H160ZM170 63H173V64H170ZM166 64L167 65L169 64V65L167 66ZM183 64H185V65H183ZM205 65L206 66L208 65V67L205 68L206 67ZM154 66H155V69H154ZM251 66L252 65H250V67ZM19 67L20 66H18V68L16 69L17 73H19L21 71V68L19 69ZM92 67H93V70H92ZM126 67H128V68H126ZM164 67H167L168 69H169V67H172V68L167 70V69H164ZM189 67H190L191 70L187 71ZM216 67H218V66H216ZM129 68H131V69L134 68L137 71L135 72L134 69L130 70ZM258 68H256L257 71L260 70ZM252 69H253V67H252ZM261 69H264V68H261ZM26 70H27V68H26ZM98 70H99V72H98ZM154 70L157 72V75H156ZM190 71H191V73H190ZM236 71H238V70H236ZM255 71H253V73ZM140 72H142V74ZM259 72H261V71H259ZM153 73H155V74L152 75ZM158 73H161V74L158 75ZM205 73L206 72H204V74ZM240 73H241V71L237 72V74H240ZM258 73L256 74V77L255 76H251V77L248 76V78H247L248 81L251 79L249 81V84L247 83L248 81L246 82L248 86L246 85V83L244 85H243V83L239 84L240 87H241V85H243L242 87H243V89H245L244 93L247 90L248 91L247 94H250V92H251V95L255 96L254 99H253L254 101L257 99L256 96L260 97L261 95H263L262 97H264V94H263L264 91L262 90V92H261V90L258 88V87H261L263 85V83H264V81H261V79L264 80V76H263L264 70H262V72H261L262 74L259 73L261 77L259 76ZM162 74H163V76L165 75L163 77V80H161L162 79V77H161ZM246 74H248V73L246 72ZM94 75H95V77H94ZM148 75H150V76H148ZM155 75L158 76V77H155ZM174 75H175L176 78L174 77ZM202 75H203V73H202ZM248 75H250V74H248ZM257 75L259 76V78H257L258 77ZM238 76H239V78H241L242 77V73L240 75H237V77ZM151 77L155 79V80L153 79V81H156V79H157L160 84L158 85L157 81L155 82V84L154 83L152 84V80H150ZM239 78H238V80H240ZM245 78H246V75H245ZM256 78L258 79L257 84L260 82V85L259 84H258L259 86L257 85L258 87H256L254 85L256 83V81H257ZM227 79H228L229 82L227 81ZM254 79H255V81H254ZM159 80L164 81L166 85L164 86V83H162ZM177 81H179V82H177ZM253 81H254V84H253L254 87H253V89H251L249 87V85L252 87L251 83ZM118 82H120V83H118ZM232 83H233V85H230ZM169 84L171 86H169ZM155 85H158V86H155ZM245 85H246V88L249 87V89H251L250 92H249L248 89L245 88ZM176 86L179 87L180 91H179L178 87L175 88ZM242 87H241V91H243ZM254 88H255V91H256L255 93H254V91H252V90H254ZM189 89H191V88L187 85V90L186 91H188ZM262 89H264V88H262ZM143 90H144V92H142ZM100 91H101V93H100ZM91 93H89V94L92 95ZM260 93H261V95L258 96ZM130 94H132V95H130ZM247 94L245 93V95H247ZM194 95H196V94H194ZM224 96L221 99L222 101L226 100V99H224L225 98ZM229 96H230V98H229ZM135 97H137V98H135ZM243 97H244V95H243ZM247 97H248V95H247ZM251 97H253V96H251ZM251 97H248L246 100H243V98L241 99V100H243V101H241L243 103V105L246 104L248 109L253 103H256V102L260 103L257 100L255 102H253V100H251L252 99ZM173 98H175V99L177 98L178 101H176V100L172 101L171 99H173ZM124 99H126V100L123 101ZM184 99L186 100V102L189 99H191L190 102L189 101L187 102L188 105L190 103H193L194 101H197L196 98H187L185 95H184ZM248 99H249L250 103L246 102ZM258 100H259V98H258ZM208 101H209V98H208L207 101H203L200 104L202 109H204V106H205V108H208V107L211 106V104L207 103ZM222 101L221 102L219 101V104L222 103ZM251 101H252V103H251ZM101 102H100V104H101ZM150 102H152V103H150ZM262 103H261V105H262ZM170 104H172V105H170ZM187 104L185 103V105H187ZM190 105H192V104H190ZM206 105H207V107H206ZM102 106H103V108H102ZM104 106H106V107H104ZM146 106H147V109L145 108ZM170 106H172V107L170 108ZM253 106H255V104ZM158 107H159L160 111H159V109H157ZM165 107H167V108L164 109ZM98 110H100V111H98ZM102 110H103V112H102ZM134 110H136V111H134ZM156 110L159 111L158 113L162 112L161 114L164 117L161 114H160V116H161L160 117ZM95 111L96 112L98 111L99 113L100 112L101 113L97 114V113H95ZM168 111L171 112V114L168 113ZM203 111H205V110H203ZM263 111L264 110H262L261 114H264ZM246 112H249V111L247 110ZM93 114H92V116H93ZM223 114H224L225 118H224V116H222ZM226 115L228 116V119H226V117H227ZM219 116H222V118H224V119L220 118ZM262 116H264V115H261V117ZM154 117H157V118H155L156 122L154 120ZM263 118H260L261 120L258 121L257 124L254 127V129H255V134L254 135H255L257 140L258 139L260 140V138H264V120H263ZM206 119H208L207 120L208 123H206L207 122ZM93 120H92V117H91V121L93 122L94 125H96L95 124L96 121H93ZM201 120H204V121H201ZM228 120H232L233 123L228 121ZM216 121H218L219 123L218 122L216 123ZM92 122L89 123L90 124L89 125V129L90 130H93V128L95 127L94 125H92ZM243 123L245 125H243ZM217 124H219V125H217ZM191 125H192V127H191ZM92 126H94V127H92ZM101 127H103L102 130L100 129ZM221 127H224V128H221ZM236 132H238V133H236ZM105 134H107V135H105ZM243 134H244V136H243ZM85 136L87 137V134H85ZM88 138H89L88 141H90L91 133L89 134ZM105 140H106V142H105ZM262 140H261V144L263 143ZM109 142H111V143L109 144ZM173 144L175 145V147H177V149L173 152L175 154V156L170 157L169 155H170V153H172ZM256 144H257V141L254 144H250L249 143V146L247 147L246 152L250 153L251 152V148L250 147H252V146H254ZM259 144H260V142L258 143V145ZM165 147H166V149H164ZM163 152L166 154V156H168L167 158L165 157V155L161 156L162 154H164ZM106 153H107V151H106ZM240 153H238V154L240 155ZM230 155H232L233 157H230ZM162 158H164V159H162ZM194 159H195V161H194ZM240 160L242 161V159H240ZM200 162H201V164H198ZM203 163H204V165L205 164H210V165H207V166L211 167L210 171L212 172V175H215L216 180L218 179V182L216 181L217 184L218 185H222V186L215 185L216 186L215 191L217 189H219L220 192L219 191L218 192L221 193V197H220V194H218V192L215 193V191L212 190L213 188L212 189L211 188L210 189L209 188L206 189L208 191L211 190L209 193H208V191L205 190V187H209V186H207L208 184L204 183L203 181L207 182V180H209L211 178L210 179L211 181L208 182V183H210L209 184L210 187H213L216 182L215 181L213 182L212 179H214L215 177L209 176V178L207 179V176L204 178V177H202L203 175L200 174L199 177H202L201 178V180H202L201 182L203 183V185H202L200 180H198L199 178L196 175H193V174L198 173L196 171L197 169H198L199 172L201 171L200 169H203V171H205V170L207 171V169H209V168H206V169L203 168V167L206 166V165L204 166ZM190 165H192L193 168ZM201 165L203 167H201ZM234 165H233V167H235ZM195 166H196V168H195ZM239 168H241V165H240ZM194 169H196V170H194ZM215 169H217L218 170L217 172H220L219 174H222L223 177H221L222 175L218 176L216 174L217 172H216ZM236 169H237V167H235V170L233 172H235ZM191 170H193L195 172L192 173L193 171H191ZM214 170H215L216 173L214 172ZM187 172H189V173L191 172L192 173L191 177L189 175L186 176V174H188ZM208 172H209V170H208ZM211 172H209V174H211ZM233 172H232L233 175H231L232 176L231 178H233V176H234ZM76 173L77 172L74 171L73 175L76 174ZM123 173H125L126 175L123 174ZM96 177H97V179H96ZM194 177L198 178V179H194ZM224 177H227V178H224ZM203 178L206 179V180H204ZM225 179H227V180L225 181ZM185 180H187L188 183H187V181L185 183ZM189 180H190V182H189ZM231 181H233V179ZM211 182H213V183H211ZM129 183H131V184H129ZM190 183H191V186L189 185ZM193 183H194L196 188L194 187V185H192ZM199 183H201V184H199ZM233 183H234V181H233ZM205 184H207V185H205ZM226 184H227V188L229 187V185L232 186V188L230 187L231 189L227 190L229 193H227V195L224 196V195H222V193H225L227 188L223 189V186L225 187ZM75 186H77V185H75ZM125 186L128 187L129 190H131L133 193L138 194V192H137L138 190L137 189L139 187L135 186L129 179L127 180V183L125 184ZM202 186H204V187L202 188ZM181 187L184 188V189L182 190ZM199 187H200V189H199ZM219 187H221L225 191H222V189L219 188ZM101 188H103V189H101ZM201 189H204V190L201 191ZM103 192H105V193L103 194ZM195 192L197 193V196H196ZM201 192H203V193L206 192L205 193L206 196L203 193H201ZM211 192L212 193L214 192V195ZM192 193L195 194V195H193ZM165 194H168L170 196V197L168 196V198H167V200L169 201L168 205H170V208H168V210H167V211H169V213L168 212L166 213V211L165 212L163 211L165 213V215H164L163 213H161L162 210L160 209V207H161V201L163 200ZM215 194H216V196H215ZM203 195L205 197H203ZM88 197H89V199L91 198V201L88 199ZM109 198H110V200H109ZM98 199H101V200H98ZM107 200H108V202H107ZM101 201H103L102 203L105 204L104 207H101V206H103V205H101L102 204ZM99 202H100V204H99ZM143 202L149 205L147 207V209H146V212H147V213H145L146 215L144 214L146 218L145 217L141 218V216H143V215H141V213L143 214V212L141 211L142 208L144 207ZM225 202L227 203V202H229V200H226ZM116 204H117V206H116ZM172 204H174L175 206L173 207ZM97 206L101 207L100 209H102V210L100 212L98 211L99 208ZM96 207L98 209L95 211ZM106 208H108V210ZM89 211H90V214H89ZM86 212H88L90 217L87 215ZM83 213L85 214V216H83ZM214 215H215V217H213ZM182 217L185 219V221H184V219ZM212 217H213V219H212ZM149 218H150V220L148 221ZM170 218H173V221H171ZM186 218H188V220L190 218V220L187 221ZM226 218H228V217H226ZM115 219H116V221H115ZM75 220H76V218H75ZM98 220H100V221H98ZM213 220H216V221L214 222ZM186 221L188 223H186ZM83 222H85V223H83ZM95 222H97V224H94ZM91 224H93V225H91ZM98 227H100V226H98ZM147 227L149 228L148 229L149 231L146 230ZM179 228L181 229V231H180ZM79 229L77 228L76 230L78 231ZM90 230H89V232H91V233L94 231L92 228ZM195 230H197V231H195ZM198 231H201V232L199 234L198 233L194 234V232H198ZM95 234L93 232L92 235H95ZM121 234L122 233H120V235ZM158 234H159V236H157ZM171 234H175V235L172 236ZM179 234H180V237H178L179 239H177L176 235H179ZM182 236H183V238H182ZM182 239L184 241H182ZM132 242H134V239H132ZM155 242H157L158 244H156ZM125 243H126V241L124 239H122V238L118 239L117 238L115 240L112 239V240H110L107 243H103L104 245L99 244L97 248L100 251L104 250V253L108 255L109 254L108 252H111L112 249L120 250V251L127 250V245L129 243H127V244H125ZM134 243H139V241H137V242L135 241ZM162 243H164V244H162ZM179 243H182V244H179ZM175 245H177V247H175ZM165 246L168 249H166ZM171 248H173V249L171 250ZM93 251H94V248H89V252H87V256L85 254V257L84 256H81V257H83V259L86 258V260H91V261H88V263L90 262V263H95V264H114L113 261L110 260V258H103V259H100V260H98V259L97 260L96 259H93V260L90 259V257L94 258L96 256L95 254H93ZM88 253L91 254V255H89ZM169 255H171V256H169ZM218 256H219V254H218ZM73 263H74V261H72L71 264H73Z\"/></svg>",
  "mask_w": 264,
  "mask_h": 264
}]
</instances>
